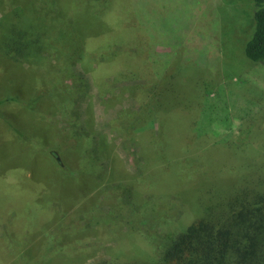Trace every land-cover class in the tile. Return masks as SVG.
Masks as SVG:
<instances>
[{"label": "rangeland", "instance_id": "obj_1", "mask_svg": "<svg viewBox=\"0 0 264 264\" xmlns=\"http://www.w3.org/2000/svg\"><path fill=\"white\" fill-rule=\"evenodd\" d=\"M8 2L10 0H0V26L1 15L11 5ZM24 2L23 7L33 4V0ZM46 2L66 8L63 19L75 16L81 26L98 22L101 32L104 26L99 18L105 16L124 43L131 42L129 38L140 41L145 33L149 34L150 54L152 50L155 53V49L159 52L155 54L153 69L160 72L154 74L152 71L146 80L137 75L126 76L122 75V64L116 61L112 66L119 67L120 74L108 79L101 77L104 82L95 84L90 74L86 70L83 72L79 62L70 65L68 57L57 58L60 53L56 49L67 50V44L60 39L53 38L55 49L49 46L43 49L42 55L56 54L53 79L62 92L67 90L69 95L57 97L60 100L56 99V107L48 111L50 123L61 129H78L89 114L90 129L105 134L115 161L111 167L108 165L112 158L104 161V177L109 173L118 174V178L138 191L140 197L149 196L147 201H142L137 195L135 202H131L132 198L124 196L129 190L125 193L120 186L108 188L103 185L92 202L84 207L81 219L84 229L80 227V230L87 236L78 243L70 239L69 245L74 242L72 247H64L63 253H54L47 264H105L108 259H121L125 255L132 259L146 255L156 257L167 244L164 237L172 236H162L159 232L162 229L169 231L176 220L181 221L178 223L181 229L191 224L194 217L200 215L206 197L204 193L209 188L214 186V194L226 195L224 186H215L226 183L224 178L229 172L237 173L234 165L264 178V145L261 151H251L255 148L249 147L243 161L234 152H226L231 141L244 142L246 132L252 129L256 119L261 120L256 136L264 139V65L249 59L244 51L252 34L253 0ZM75 9L78 10L75 12ZM80 57L84 58L82 53ZM45 60L24 59L21 64L29 70L40 67ZM18 65L12 64L13 67ZM171 73H180L183 82L179 75L169 76ZM33 82L31 80L21 89V120L31 116L26 107L30 101L24 99L36 93ZM49 85L54 87L53 83ZM159 104H170L174 107L173 113L169 116L154 112L152 107ZM123 109H137V113L133 116L128 111L116 121L117 112ZM5 123L0 118V161L8 155L16 157L14 161H17L20 145L18 141L13 144L7 140L9 131ZM89 135L93 140L97 137L95 133L89 132ZM33 147L36 149L37 145ZM40 158L38 165H45L48 159ZM36 178L64 191L59 176L58 183L52 181V173ZM256 184L264 190L263 181ZM189 186L192 192H189L190 202L187 201L189 205L185 209L182 203L186 201ZM12 197L15 195L7 192L2 198ZM152 202L162 205V209H154L158 211L148 218L138 216ZM3 204L0 199V208H4ZM88 210L92 211V216L86 220ZM172 211H175V219L171 216ZM65 240L68 242L66 237Z\"/></svg>", "mask_w": 264, "mask_h": 264}, {"label": "trees", "instance_id": "obj_2", "mask_svg": "<svg viewBox=\"0 0 264 264\" xmlns=\"http://www.w3.org/2000/svg\"><path fill=\"white\" fill-rule=\"evenodd\" d=\"M44 1L33 0L32 5L23 7L24 0H10L9 9L1 15L0 118L8 124L5 123L9 131L7 140L13 144L19 142L20 159L14 161L16 157L8 155L0 161V199L4 201V208H0V264H47L54 253H63L65 248L72 247L74 242L69 245L70 239L78 243L86 237L80 230V227L84 229L81 224L84 207L92 202L103 185L108 188L120 186L125 193L129 190L124 196L132 198L131 202H135L137 195L142 201L149 198L140 197L138 191L118 178V174L109 173L104 177V161L112 158L109 167L115 165V161L105 134L90 129L92 121L88 119L89 114L78 129H61L50 123L48 111L56 107L57 97L69 95L66 89L67 93H63L53 79L56 54L42 55V51L48 46L55 49L53 38L60 39L67 44V50L61 52L56 49L60 53L57 58L68 57L70 65L79 62L83 72L86 70L95 84H102V78L120 74L121 69L112 66L116 61L124 68L122 75H137L146 80L152 71L160 73L153 69L155 54L159 52L155 49V53L152 50L150 54L151 36L145 33L140 41L129 38L131 42L124 43L105 16L99 18L104 26L101 32L98 31V22L81 26L75 16L63 19L66 8ZM253 2L252 34L244 51L249 59L264 65V0ZM24 59L46 60L40 67L25 70L21 64ZM14 62L19 65L13 67ZM173 75H179L183 82L180 73L169 76ZM36 78L42 81H35ZM31 80L36 93L24 99L30 101V108L26 107L31 116L21 120V89ZM52 83L53 88L49 85ZM66 101L63 103L65 110L68 109ZM173 109L170 104L152 107L154 112L166 115L173 113ZM128 111L133 116L137 113V109H123L117 112L115 120L122 119ZM260 125L261 120L256 119L252 129L246 132L244 142L231 141L226 152H234L243 161L249 147L255 148L251 151H261L264 139L256 136ZM89 132L95 133V140L90 138ZM40 156L48 159L45 165H38ZM252 162L256 160L253 158ZM33 165L36 167H31ZM236 167L237 173L225 175L226 183L215 186H224L226 195L214 194V186L209 188L204 193L206 197L199 210L201 213L191 224L181 229L178 227L181 221L176 220L169 231L162 229L159 232L162 236H172L169 239L164 237L167 244L156 257L146 255L145 258L132 259L125 255L121 259H108L105 264H264V190L260 188L263 186L256 184L259 180L264 182V178L252 170L245 172L238 164L233 168ZM44 173H52V181L57 183L59 176L64 191L45 185L44 179L36 178L44 176ZM7 192H12L15 197L2 198ZM189 192H192L191 187L186 190V201L182 203L185 209L190 202ZM155 203L140 211L138 216L148 218L155 215L158 210L154 209H162V205ZM174 212L171 213L173 219ZM91 216L92 211L88 210L86 220ZM191 216L193 218V214Z\"/></svg>", "mask_w": 264, "mask_h": 264}]
</instances>
